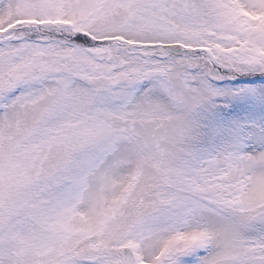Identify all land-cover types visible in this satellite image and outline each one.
<instances>
[{"label":"snow or ice","instance_id":"1","mask_svg":"<svg viewBox=\"0 0 264 264\" xmlns=\"http://www.w3.org/2000/svg\"><path fill=\"white\" fill-rule=\"evenodd\" d=\"M0 264H264V0H0Z\"/></svg>","mask_w":264,"mask_h":264}]
</instances>
